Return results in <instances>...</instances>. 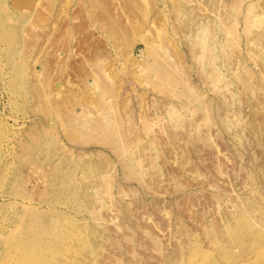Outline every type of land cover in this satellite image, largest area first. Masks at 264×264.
Wrapping results in <instances>:
<instances>
[{
    "label": "rangeland",
    "instance_id": "obj_1",
    "mask_svg": "<svg viewBox=\"0 0 264 264\" xmlns=\"http://www.w3.org/2000/svg\"><path fill=\"white\" fill-rule=\"evenodd\" d=\"M81 2L0 0V264H264V0H141V84Z\"/></svg>",
    "mask_w": 264,
    "mask_h": 264
},
{
    "label": "bare ground",
    "instance_id": "obj_2",
    "mask_svg": "<svg viewBox=\"0 0 264 264\" xmlns=\"http://www.w3.org/2000/svg\"><path fill=\"white\" fill-rule=\"evenodd\" d=\"M89 1L92 2V4H94L95 6L99 7L101 9L102 13L97 11L95 8H92L93 5L89 7V6L83 5L82 2L80 3V4H82L81 5V7H83L82 10H84L83 12H85V13L83 15V19H77L78 22L76 24H74V26L72 27V31L75 33L74 36L75 37H79L78 41H76V42H78V45H77L78 48L83 49V47L86 46V50H84L83 52L79 53V55H82V57H83V59L81 60L80 64L82 65V63H84V60L86 61L89 58V56L93 57L95 55V57H97L98 53L101 54V52H98V51H100V49H102V48H98L101 39L100 40L97 39V40H95V42H93V40L95 38L92 36V35H94L92 32L95 31V29L98 30L99 26H100V30L101 31H104V30L107 31V33H108L107 34V40H111L113 42V44H114L113 46L115 48V51H112V52L117 56V59H119V57L121 56V53H122V55L124 57H128V55L125 54V52H128V51H126L124 49L126 47H124L123 43H124V41L125 42H127V41L131 42L134 39L135 40L136 39H140L137 36L134 37L135 35H133V34H136L134 32L139 33L138 32V28L142 29V27H140L141 24H139V22H138L140 19H137V15H139L138 13H139V11L140 12L142 11V7H143L142 4H141L142 3L141 0H136L135 4L132 5V6H131L132 3L129 2L128 0H89ZM145 4H146V2H145ZM149 4L152 5V2H149ZM143 9H144V7H143ZM142 21L144 22V19ZM142 21L140 20V23ZM98 23L100 25H98ZM96 25H97V27H96ZM33 30H34V32L36 31V27L35 26H34ZM139 31H141V30H139ZM56 33H58V34H55L56 36H54V38L58 37V35H59V32H56ZM36 34H37V32H36ZM96 37L98 38V36H96ZM148 38L149 37L144 38V41H146V43L147 42L148 43L152 42L151 39L149 38L150 39L149 40ZM121 44L124 47L123 51H125V52H120V50H121L120 47H122ZM151 44H149L147 46V47L150 48V50H152V45ZM66 46H67L66 49H67V54H68L67 57H69V58H70V56H75L76 57V54L75 55L69 54V51H71V50L74 51V49H75L74 48V42L69 40V41L66 42ZM127 49H128V47H127ZM129 51L130 52H128L127 54H131V50L130 49H129ZM55 59H56L58 65L69 64L68 63V59L67 60L63 59V57H61L59 53H57V55L55 56ZM136 62H139V60H135L132 56H129L126 59L125 64L122 66L121 71L125 72V77L128 76L129 73L132 74L131 76H133V79H134L133 81L135 83H140L141 84L143 77L139 78L140 77L139 76L140 73L138 75H136L137 71L135 72L136 74L132 72L135 69V67L133 65ZM110 63H111V61H110ZM146 64H144V65H146ZM130 65L134 67L133 70L130 69V67H131ZM141 65H143V64L141 63ZM148 65H149V63H148ZM146 67H148V66L146 65ZM159 67H161V66H159ZM83 74H85V75L88 74V67L86 69H83ZM118 75H119V73L117 71H115V70H112L111 73H106L105 72L103 75L100 72H97L95 70L94 77L96 78L95 81L100 78V83L101 82L104 83V85H105L104 89L105 90H110V92H113V91H115L114 87H116L115 83L117 84V82H121V84H124L123 83L124 82V78L120 77L118 79V77H119ZM166 75H168V73H166ZM116 77H117L118 81H116V79H115ZM167 77H169V75ZM170 77H171V73H170ZM101 79H102V81H101ZM140 80H141V82H140ZM96 82L98 83V81H96ZM173 82H175V80ZM47 87L52 89L51 83ZM104 89L102 90L103 91L102 96H104L106 94ZM75 92H76V90H75ZM58 94H60V92ZM69 94L71 95V93H69ZM70 95H69V97H70ZM73 95H74V98H75L76 95L74 93H72L71 97H73ZM77 96H80V94L79 95L77 94ZM124 96H126V95H124ZM77 98H79V97H77ZM68 99L67 100L64 99V100L65 101H69L70 99L69 100ZM105 99L109 100V96H107V98H105ZM72 100H74V99H72ZM73 118H75V117H73ZM98 121L101 122V120H98ZM100 122L99 123L97 122L98 124H96V125H99ZM83 134L87 135V130L86 131L84 130Z\"/></svg>",
    "mask_w": 264,
    "mask_h": 264
}]
</instances>
